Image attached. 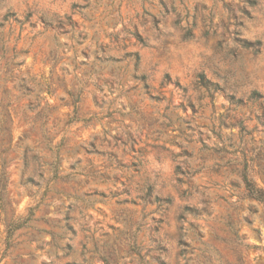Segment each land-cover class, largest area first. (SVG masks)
I'll list each match as a JSON object with an SVG mask.
<instances>
[{"label":"rangeland","instance_id":"1","mask_svg":"<svg viewBox=\"0 0 264 264\" xmlns=\"http://www.w3.org/2000/svg\"><path fill=\"white\" fill-rule=\"evenodd\" d=\"M255 189L264 0H0V264H264Z\"/></svg>","mask_w":264,"mask_h":264},{"label":"trees","instance_id":"2","mask_svg":"<svg viewBox=\"0 0 264 264\" xmlns=\"http://www.w3.org/2000/svg\"><path fill=\"white\" fill-rule=\"evenodd\" d=\"M204 80V79H203ZM203 82V85L206 87V88H209V84H210V82L209 81H202ZM254 95L256 94H259V93H257V92H254L253 93ZM241 102V101H240ZM256 190V192L259 194V195H257V197H259L261 200H263L264 201V191L262 190V189H255Z\"/></svg>","mask_w":264,"mask_h":264}]
</instances>
